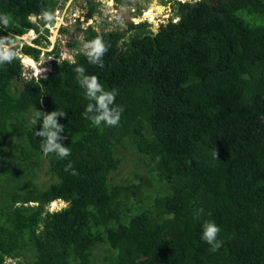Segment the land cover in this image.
I'll use <instances>...</instances> for the list:
<instances>
[{
	"label": "trees",
	"instance_id": "1",
	"mask_svg": "<svg viewBox=\"0 0 264 264\" xmlns=\"http://www.w3.org/2000/svg\"><path fill=\"white\" fill-rule=\"evenodd\" d=\"M55 3L0 0L10 21L0 36L17 42L38 29L29 16ZM86 3L95 19L101 1ZM172 9L176 21L157 32L147 20L78 27L82 39L66 42L73 59L58 60L54 46L39 77L24 75L19 55L0 65V264H264V0H173ZM96 37L109 46L103 68L81 48ZM18 47L35 61L43 51ZM77 66L117 91L118 127L84 118ZM57 110L64 159L35 136L37 112ZM121 148L137 153L132 178L113 177ZM154 181L167 191L147 205ZM58 199L70 205L48 210ZM206 220L221 229L215 252L201 239Z\"/></svg>",
	"mask_w": 264,
	"mask_h": 264
},
{
	"label": "clouds",
	"instance_id": "2",
	"mask_svg": "<svg viewBox=\"0 0 264 264\" xmlns=\"http://www.w3.org/2000/svg\"><path fill=\"white\" fill-rule=\"evenodd\" d=\"M91 1L93 3H95L96 1L100 2V0H91ZM178 1L183 2L184 0H178ZM65 2L66 0H57V3H55V7L52 10V12L47 11V10H42L40 14H31L29 16V19L32 22L38 23V29L31 28L28 31L24 32L23 34L18 35L19 40L17 42L12 35L0 36V65H3L5 63H11L13 59L16 58L17 55H19L14 50L15 45L16 43L18 45L19 43L20 44L22 43L21 45L26 43V42H23V39L27 36L29 37L33 35V38L31 39V40H34L33 45L38 46V47L41 46L38 42H35V40H38L36 39V36L38 35V33H41L42 31L46 30V28L48 29L51 26L53 28L54 26H57V24L59 25V23L55 24V22L59 20L60 17H62L65 14L63 13V9L66 6ZM159 4L163 5L162 3H159ZM100 5H99V8L96 9V11H94L96 18L93 19L87 16L89 9L87 7L86 0H84V4L81 6V8L78 11L72 10L67 15L68 20L66 21H70V20L73 21L72 20L73 13H76L75 15L77 18L76 20L79 21L83 19L85 22H88L87 26L94 25L98 17H99V23L101 22V20L108 21V20H111L112 18H115L114 13L113 12L111 13V10L109 8H107L106 11H103ZM131 5H132V8L130 10V15L129 16L126 15V20L132 21V23L134 24L139 23L140 21L147 20L151 24V29L154 32H157L161 25H165L168 22H170L168 19H167V22H164L166 21V18H160L159 16L156 18V14L158 13L155 10H152L151 15L146 16L145 15L146 10H141V7H140L139 13L137 12L136 8L138 7V5H136L134 1L132 2ZM114 6L115 8L121 9L119 5H114ZM132 9H134V11H132ZM54 10L56 11L59 10V15L57 17H54ZM151 16L152 17L155 16L154 19H156V22H157L156 29H153L155 24L154 22L151 21L152 19L148 18ZM132 17H136L138 21L134 22L133 20H131ZM175 21H172V22H175ZM9 23L10 21H9L7 14H0V26H2V28L0 29H6L9 26ZM68 24L69 22H67V25ZM26 44L32 45V43H26ZM53 47L48 51H52ZM108 47L109 46L105 44V42L103 41L101 37H96L93 40L86 43L85 49H86V56H87L88 62L90 64L98 65L99 67L103 68L104 63H103L102 58L108 51ZM20 56L21 55H19V57ZM60 56L61 55L59 54L58 57ZM48 71L49 70H47L46 72ZM74 71L76 73L77 82L79 83L80 87L85 90V98L89 101L84 113L82 114L84 118L91 121V123L97 127L100 126L101 124H104L108 127H118L120 120H121V115L124 109L121 106L115 105V99L118 94L117 91L115 89L111 91L105 90L104 86L99 82V79L97 76L85 74V68L83 66H77L74 69ZM46 78L47 77H45V79ZM65 114H66L65 112L60 111V110L52 111L51 113H44V112L38 111L36 114L37 120L41 121V118H42V130L36 131L35 136L43 138L40 142V148L45 155H48L50 153H55L60 159L67 158L71 155L70 147H65L59 142L65 139V137L61 135V133L64 131V126L58 122V117H62ZM69 169L72 170L71 171L72 175H77V172L73 168L71 163L66 165L65 171H68ZM61 200L62 199L52 201L51 203L48 204L47 208L49 207V205L54 207V209H58V208L65 206L66 204L65 201L64 200L61 201ZM58 204L60 206H58ZM48 210H52V209L50 208ZM202 213H203V209L198 210V212L195 214V218H199ZM220 232H221V229L219 228L218 225H216L214 221L206 220L203 222L201 239L211 246L210 250L212 252L217 251L222 246V241L218 239V235Z\"/></svg>",
	"mask_w": 264,
	"mask_h": 264
},
{
	"label": "rangeland",
	"instance_id": "3",
	"mask_svg": "<svg viewBox=\"0 0 264 264\" xmlns=\"http://www.w3.org/2000/svg\"><path fill=\"white\" fill-rule=\"evenodd\" d=\"M102 2V4L100 5V7L103 9V11H106L107 8H109L111 10V13L113 12L115 15V18H112L111 20L108 21H104L103 23H105V29H109L113 26H117L119 29H125L127 26L126 23V15H130V10L132 8V5H123L121 0H100ZM136 5L141 7V10H146V9H150L153 7V3H164L163 5H161L163 7L162 12H159L158 14H156V18L159 16L160 18H166L172 22L175 21L177 18L175 17V14L173 15V9H172V4H173V0L172 1H168V0H133ZM191 1V0H190ZM84 4V0H66L65 2V7L63 9V13H65L62 17H60L59 20H54L56 21L55 24L59 23V25L57 24V26H54L52 28L49 27L48 29L46 28V30L42 31L41 33H38V35L36 36V39H38L39 44L41 46V49L43 50L40 53V58L38 61H34L32 62V64L28 61L29 59H25L26 56L21 54V52L19 51V47L17 48L18 54L21 55L20 56V60L22 61L25 69H24V73L25 76L27 78H30L31 76H36L39 77L41 75H45L47 72V70L51 69V60L53 59L54 55L53 54H45V51L47 52L48 50H50L53 45L56 46L58 45L60 48V57H57L58 60L62 59V58H67V59H73L72 53L73 51L66 45V42L69 40H72L73 38L82 39V33H80L78 31V27H86L88 25V22H85L83 19L82 20H76V21H66L68 20L67 15L73 10H79L81 8V6ZM114 5H119L121 9L115 8ZM134 6V5H133ZM146 10L147 13L151 12L150 10ZM145 12V15H146ZM59 15V10H54V17H57ZM76 18V16H75ZM111 18V17H110ZM77 19V18H76ZM152 22H154V28L156 29V19L151 20ZM63 22V23H62ZM67 22H69V24L67 25ZM103 23H99V17L97 18L96 22L94 23V25H102ZM92 24V22H91ZM65 27L68 28L69 31L68 32H64L61 31V29ZM59 28V30H58ZM25 35V34H24ZM47 35V36H45ZM53 36L55 38V40H53ZM47 37L46 40H44V38ZM33 38V35L31 36H27L23 39V42L26 43H32L34 40H31ZM55 41V42H54ZM51 43V44H50ZM22 44V43H21ZM19 43V45H21ZM85 44L84 42H81V48L82 50L85 49ZM44 46V47H42ZM44 48V49H43ZM23 55V56H22ZM23 58V59H22ZM34 64V65H33ZM35 73V74H34ZM120 155H122L121 158V167L119 168V170L117 171V173H115L113 175V177H133V174L130 172V170L134 167V163L135 161L138 160L137 157V153L134 150H127L124 148L120 149ZM143 167V164H141L140 168ZM165 190L167 191L166 186L163 183H159L154 181L153 182V186L149 187L147 189H144V197H145V203L148 205L152 202V199L158 195V194H162L165 192ZM58 206H60L58 204ZM54 209V207L50 206L48 207V209ZM7 264H15L14 260L8 259L7 260Z\"/></svg>",
	"mask_w": 264,
	"mask_h": 264
},
{
	"label": "built area",
	"instance_id": "4",
	"mask_svg": "<svg viewBox=\"0 0 264 264\" xmlns=\"http://www.w3.org/2000/svg\"><path fill=\"white\" fill-rule=\"evenodd\" d=\"M132 11H134V9H132ZM75 15H76V13H73V17H72L73 21L76 20ZM154 17L151 16V17H148V18L154 20ZM131 20H133L134 22L138 21V19L136 17H132Z\"/></svg>",
	"mask_w": 264,
	"mask_h": 264
},
{
	"label": "bare ground",
	"instance_id": "5",
	"mask_svg": "<svg viewBox=\"0 0 264 264\" xmlns=\"http://www.w3.org/2000/svg\"><path fill=\"white\" fill-rule=\"evenodd\" d=\"M156 5H157V3L154 4V6H156ZM148 9H149V8H148ZM148 9H146V10H148ZM148 15H149V13L146 12V16H148ZM53 40H55L54 36H53ZM22 56H23V55H22ZM22 59H23V58H22ZM25 59H29L28 61L32 64V62H33V59H32V58H30V57L27 56ZM33 65H34V64H33Z\"/></svg>",
	"mask_w": 264,
	"mask_h": 264
},
{
	"label": "water",
	"instance_id": "6",
	"mask_svg": "<svg viewBox=\"0 0 264 264\" xmlns=\"http://www.w3.org/2000/svg\"><path fill=\"white\" fill-rule=\"evenodd\" d=\"M61 201H62V200H61ZM69 205H70L69 203H66V204H65L66 207L69 206ZM61 206H62V205H61Z\"/></svg>",
	"mask_w": 264,
	"mask_h": 264
}]
</instances>
